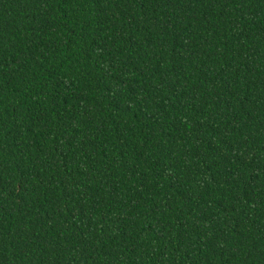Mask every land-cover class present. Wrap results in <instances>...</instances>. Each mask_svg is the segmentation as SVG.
<instances>
[{"label": "trees", "instance_id": "16d2710c", "mask_svg": "<svg viewBox=\"0 0 264 264\" xmlns=\"http://www.w3.org/2000/svg\"><path fill=\"white\" fill-rule=\"evenodd\" d=\"M0 264H264V0H0Z\"/></svg>", "mask_w": 264, "mask_h": 264}]
</instances>
